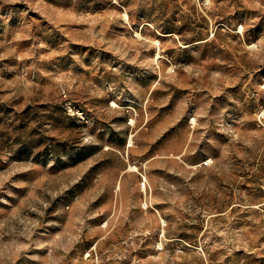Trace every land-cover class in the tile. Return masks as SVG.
I'll list each match as a JSON object with an SVG mask.
<instances>
[{
    "label": "rangeland",
    "instance_id": "374dc122",
    "mask_svg": "<svg viewBox=\"0 0 264 264\" xmlns=\"http://www.w3.org/2000/svg\"><path fill=\"white\" fill-rule=\"evenodd\" d=\"M0 264H264V0H0Z\"/></svg>",
    "mask_w": 264,
    "mask_h": 264
}]
</instances>
